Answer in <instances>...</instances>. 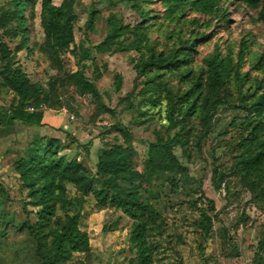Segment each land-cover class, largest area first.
Returning <instances> with one entry per match:
<instances>
[{
    "label": "trees",
    "instance_id": "16d2710c",
    "mask_svg": "<svg viewBox=\"0 0 264 264\" xmlns=\"http://www.w3.org/2000/svg\"><path fill=\"white\" fill-rule=\"evenodd\" d=\"M53 1L10 0L0 7V88L17 99L15 106L0 108V136L13 132L19 123L25 128L42 127L43 108L58 106L57 101L49 103L55 96V86L68 87L79 96H89L100 109L98 114L114 116L115 111L102 103L95 82L84 74L85 63L94 62L93 54L107 53L133 52L137 55L133 67L137 83L120 101L125 102L120 113L133 112L138 119L132 124L141 126L150 111L159 109L163 112L165 126L161 135L145 142V160L140 171L135 170L132 163L133 157L137 156L131 145L132 136L118 128L121 124L110 129L121 134L125 142L119 143L115 139V143L104 145L93 173L76 158L68 160L60 155L64 147L57 139L38 137L27 144L23 156L13 164L21 190L26 192L22 201L26 219L20 224L19 231L28 234L39 264H65L76 255L90 254L89 239L78 229L83 205L89 197L93 198L97 209H118L133 221L130 241L136 251V264L159 263L156 254L159 245L153 236L163 234L159 232L163 231L164 219L160 211L163 206L159 204L160 193L155 191L157 186L152 183L161 182V186L183 193L176 182L187 175V168L180 163L174 150L178 149L185 157L195 135L199 150V142L210 133L216 111L222 106H230L243 114L227 125L233 128L235 138L225 140V129L217 133L234 155L227 171L213 168V186L219 190L224 180L237 177L253 200L264 208V74H258L263 72L264 55L258 56L252 70L244 72L246 47L241 41L236 59L230 50L223 55L216 46L200 66L197 67L194 61L196 46L207 37L199 27L208 29L215 18L227 19L228 14L220 7V0H156L165 9L159 18L147 8L154 0H98L99 5L108 9L118 5L130 8L137 22L124 24L121 18L110 13L103 18L104 33L100 42L86 48L75 44L74 39L77 2L58 0L60 3L56 6ZM239 2L251 9L260 5V0ZM37 4L43 35L39 52L62 76V79L52 78L48 90L41 84H32L15 63L17 54L26 50L29 43L27 8L31 7L33 19ZM95 13L93 8L88 11L89 30L93 28L90 25ZM189 13L210 19L204 24L195 17L187 21ZM159 19L174 25L171 30L160 31L165 40L162 49L149 35L150 28L158 25L155 21ZM259 20L264 23V8L259 13ZM187 24L192 31L184 37L187 32L183 26ZM16 39L19 44L10 49L7 42ZM254 71L257 75L251 74ZM114 81V89L118 92L122 78L117 75ZM195 120L199 131L192 127ZM187 126L190 129L182 136ZM110 129L103 135L108 136ZM66 184L76 190V197L67 198ZM202 199L204 196L199 192L197 199L187 203L198 209L199 216L193 225L207 240L212 233V219L206 209L200 208ZM10 202L9 194L0 183V223L5 224L4 230L9 225V222H3L7 220L4 211ZM4 230L0 231V236L4 235ZM254 260L256 264H264V237L258 242Z\"/></svg>",
    "mask_w": 264,
    "mask_h": 264
},
{
    "label": "rangeland",
    "instance_id": "374dc122",
    "mask_svg": "<svg viewBox=\"0 0 264 264\" xmlns=\"http://www.w3.org/2000/svg\"><path fill=\"white\" fill-rule=\"evenodd\" d=\"M10 0H0V7ZM77 19L74 22L75 44L83 48L95 45L103 37V18L110 13L121 18L124 24L134 25L136 15L130 8L118 5L112 8L102 7L98 0H75ZM60 1L54 0L58 6ZM220 7L228 14L227 19L215 18L208 29L199 27V31L206 35L205 40L196 46L194 57L198 67L205 56L212 53L216 46L221 54L231 51L234 58L239 52L241 41L244 42L243 71H250L256 64L259 55H264V23L259 20V13L264 8V0H260L257 9H251L239 2V0H220ZM93 8L96 13L94 20L88 27V11ZM156 18L162 16L165 11L160 2L154 0L147 6ZM28 16V39L26 50L16 56V65L25 73L32 84H41L48 90L50 80L54 77L62 79L61 74L50 66L38 47L43 43V35L40 29V7H35V18ZM200 20V24L206 23L210 18L194 13H189L187 21L193 18ZM158 25L150 28L152 40L158 41L159 49H162L160 31L171 30L173 24H168L159 19ZM162 24L163 26L159 27ZM186 30L184 37L192 31L189 24L184 25ZM161 36V37H160ZM13 49L19 44V40L7 42ZM171 45V44H170ZM94 62H86L85 76L94 81L101 95L102 103L115 115L98 114L100 109L93 103L89 96H79L70 91L68 87L55 86V96L51 102H58L55 108L44 107L43 123L45 127H59L58 135L63 143V155L68 160L76 158L92 173L98 154L104 145L123 143L121 134L114 132L110 127L118 125L120 129L127 131L132 136L131 145L137 156L132 163L135 170L143 169L147 145L145 142L153 141L157 135L163 133L165 122L163 112L159 109L150 111V115L144 117L146 122L141 126L132 124L138 119L133 112L120 113L125 102L124 99L137 83L135 80L134 65L137 55L128 53L93 54ZM72 69L73 64L71 63ZM257 75V72H251ZM260 76L263 72L258 73ZM97 75L100 78L94 79ZM122 78L120 90L114 89L115 76ZM5 105L8 106L13 94L8 93ZM13 97H12V96ZM242 111H237L230 106H222L216 111L211 123L210 133L199 142V150L196 143L198 136L192 139L185 157L175 149L174 152L180 159V163L187 168V175L181 178L177 186L183 193L173 192L168 187L161 186V182L152 183L157 186L156 192L160 193L162 209V236H153L154 242L159 245L156 264H256L254 260L260 239L264 237V208L255 202L251 194L240 185L237 177L227 178L216 190L211 181L212 170L217 167L219 171H227L233 163V151L221 142L217 133L225 129V140L235 138L233 128L227 126L233 118L240 117ZM143 119V120H144ZM198 121L193 123L198 130ZM42 126V127H43ZM227 126V128H226ZM110 129L111 133L104 136L103 133ZM190 126L185 128L182 136ZM14 133L8 138L0 139V183L9 194L11 202L4 211L9 222L8 229L4 230V223H0V262L2 264H39L38 258L33 252V244L26 232L20 233L19 226L26 219V213L22 210V201L26 198V192L21 190L18 175L14 170V162L25 152L26 145L31 141L33 131L25 130L21 124H17ZM88 153V156L86 155ZM182 180L184 182H182ZM177 181V180H176ZM67 198L76 197V190L71 185H64ZM198 191V193H195ZM199 192L204 199L200 208L207 210L212 219V233L209 239L204 240L203 235L193 225L198 218V209L187 203L199 197ZM30 219L34 221L33 216ZM133 221L123 215L120 210L106 208L99 210L95 206L92 197L86 198L81 211L78 229L85 233L89 239L90 254L88 256L76 255L65 264H136V251L130 241ZM108 231V232H103ZM154 235L155 233L149 232Z\"/></svg>",
    "mask_w": 264,
    "mask_h": 264
},
{
    "label": "crops",
    "instance_id": "0c3cea01",
    "mask_svg": "<svg viewBox=\"0 0 264 264\" xmlns=\"http://www.w3.org/2000/svg\"><path fill=\"white\" fill-rule=\"evenodd\" d=\"M8 95H10V94H8L5 90L0 88V108H8L10 106H15L17 104V99L15 98V96L13 97L11 95L13 97L10 100L11 103H9L8 106H6L5 105L6 97ZM43 125H44V123H43ZM21 127L24 128L25 130H29V132L30 131L34 132L33 135L31 136V140H33L34 138H38L39 137V138H46V139H57V140L61 141V137L58 135L59 134L58 133L59 127H55V126L54 127L53 126L52 127L43 126V127H40V128L39 127H34V126L26 127V128L23 127V126H21ZM9 134L10 135L15 134L14 133V129H13V132L11 131L10 133L2 134L0 136V139L6 138V137L8 138L10 136ZM7 135H9V136H7Z\"/></svg>",
    "mask_w": 264,
    "mask_h": 264
},
{
    "label": "built area",
    "instance_id": "2783aa9c",
    "mask_svg": "<svg viewBox=\"0 0 264 264\" xmlns=\"http://www.w3.org/2000/svg\"><path fill=\"white\" fill-rule=\"evenodd\" d=\"M29 111H32L31 109H29Z\"/></svg>",
    "mask_w": 264,
    "mask_h": 264
}]
</instances>
